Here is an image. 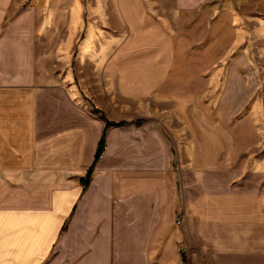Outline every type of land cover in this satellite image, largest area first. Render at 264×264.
<instances>
[{
    "label": "crops",
    "instance_id": "1",
    "mask_svg": "<svg viewBox=\"0 0 264 264\" xmlns=\"http://www.w3.org/2000/svg\"><path fill=\"white\" fill-rule=\"evenodd\" d=\"M157 1L0 0V264H264V157Z\"/></svg>",
    "mask_w": 264,
    "mask_h": 264
},
{
    "label": "rangeland",
    "instance_id": "2",
    "mask_svg": "<svg viewBox=\"0 0 264 264\" xmlns=\"http://www.w3.org/2000/svg\"><path fill=\"white\" fill-rule=\"evenodd\" d=\"M174 9V73L190 77L197 103L221 114L234 136L233 153L264 157V0H200ZM254 161V162H255Z\"/></svg>",
    "mask_w": 264,
    "mask_h": 264
},
{
    "label": "trees",
    "instance_id": "3",
    "mask_svg": "<svg viewBox=\"0 0 264 264\" xmlns=\"http://www.w3.org/2000/svg\"><path fill=\"white\" fill-rule=\"evenodd\" d=\"M103 145H104V139L102 138V139L100 140V146H99V148H98L97 151H96L94 161H93L92 165L89 167V169H88V171H87L86 178L82 180V183H83L84 186L88 185V183H89L90 175H91V173H92V170H93V167H94L96 161H97L98 158L100 157V154H101L102 149H103Z\"/></svg>",
    "mask_w": 264,
    "mask_h": 264
}]
</instances>
